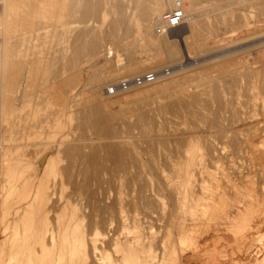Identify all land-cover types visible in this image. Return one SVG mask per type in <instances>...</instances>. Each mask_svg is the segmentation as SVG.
<instances>
[{
	"label": "rangeland",
	"instance_id": "obj_1",
	"mask_svg": "<svg viewBox=\"0 0 264 264\" xmlns=\"http://www.w3.org/2000/svg\"><path fill=\"white\" fill-rule=\"evenodd\" d=\"M157 1L0 0V264L37 229L41 177L51 264H71V216L101 233L78 264H264V0H187L168 34Z\"/></svg>",
	"mask_w": 264,
	"mask_h": 264
},
{
	"label": "bare ground",
	"instance_id": "obj_2",
	"mask_svg": "<svg viewBox=\"0 0 264 264\" xmlns=\"http://www.w3.org/2000/svg\"><path fill=\"white\" fill-rule=\"evenodd\" d=\"M187 1V0H186ZM158 2V1H157ZM161 2L162 1H159L157 4V6H156V14L157 15H159L160 16V14H159V11L158 10H161L160 9V6L162 7V5H161ZM163 4V3H162ZM195 19V18H194ZM157 20H158V18H157ZM193 20V18L188 22V24L191 22ZM203 21V20H202ZM201 20H200V22H202ZM194 22V21H193ZM195 22H198L199 23V21H195ZM194 22V23H195ZM196 24V23H195ZM194 25V24H193ZM157 26V25H156ZM184 27H185V25H183ZM188 26V25H187ZM195 26H197V25H195ZM208 26V25H207ZM183 27V28H184ZM198 27V26H197ZM182 28V27H181ZM201 28V27H200ZM191 30H193V33H194V31H196V28H195V30L194 29H191ZM197 30H199V29H197ZM201 30V29H200ZM190 31V30H189ZM202 31V30H201ZM162 32H165V33H167L168 34V32H166V30H162ZM174 33V32H173ZM197 33V32H196ZM195 34V33H194ZM191 35V34H190ZM186 36V35H185ZM184 39H186V38H184ZM185 41V40H184ZM188 42V41H187ZM199 43V42H198ZM190 44V43H189ZM194 44V43H193ZM191 45H192V43H191ZM196 45V44H195ZM198 45V44H197ZM175 53L177 54L179 51L175 48ZM207 53V52H206ZM38 61V60H37ZM45 60H43V62H44ZM134 61V60H133ZM40 62V61H39ZM36 63V62H35ZM41 65H42V63H41ZM27 66V65H26ZM30 66V65H29ZM38 68H39V66H38ZM44 68V67H43ZM72 68V67H71ZM34 70V69H33ZM158 70V69H157ZM97 71V70H96ZM35 72V71H34ZM31 73H33V72H31ZM29 76V75H28ZM26 77H27V74H26V72L24 71L23 72V70H22V72H20V70H18L16 67L13 69V70H10L9 71V74H8V76H7V83H8V85H10V87L11 88H18L17 90H21L22 89V87L24 86V83H25V81H26ZM32 77V76H31ZM104 77V76H103ZM33 80V79H32ZM15 91V90H14ZM16 92V91H15ZM91 98V97H90ZM87 102V101H86ZM98 102V101H97ZM50 115V114H49ZM46 123V122H45ZM45 123H43V126H44V124ZM50 123V122H49ZM46 126V125H45ZM32 127H36V126H32ZM41 127V126H40ZM37 128V127H36ZM34 130V129H33ZM30 132H32V131H30ZM29 133V132H28ZM37 133H39V132H37ZM37 133H35L34 132V134L35 135H38ZM31 135V134H30ZM4 137V136H3ZM3 139V138H2ZM1 141V140H0ZM74 141H75V139H74ZM195 145V144H194ZM197 146H199V145H197ZM78 147V146H77ZM194 147V146H193ZM49 149L50 148H45V149H41L42 151H38L37 152V155H36V157H37V161H38V163H39V168L41 169V170H44V169H46V167L51 163L52 164V157H53V154L51 153V151H49ZM192 149V148H191ZM200 150V149H199ZM191 151V150H190ZM197 151V150H196ZM201 151V150H200ZM185 152H186V150H185ZM198 152V151H197ZM213 153V152H212ZM192 154V153H191ZM209 154V153H208ZM193 155V154H192ZM211 156H213V155H211ZM195 157V156H194ZM197 157V156H196ZM196 157H195V160H196ZM200 157V156H199ZM203 157V156H202ZM202 157H201V159H202ZM190 158V157H189ZM198 158V157H197ZM180 159V158H179ZM185 159V158H184ZM175 160V159H174ZM190 160V159H189ZM193 160V159H192ZM194 160V161H195ZM197 160H199V159H197ZM204 160V159H203ZM181 161V160H180ZM200 161V160H199ZM214 161V160H213ZM178 162V161H177ZM203 162V161H202ZM10 163V161L8 160V164ZM187 163V162H186ZM194 163V162H193ZM195 163H198V162H196L195 161ZM194 163V164H195ZM201 163V162H200ZM177 164V163H176ZM209 164V163H208ZM6 165V164H5ZM178 165V164H177ZM187 165H189L188 163H187ZM199 165V164H198ZM202 165V164H201ZM8 166V165H7ZM202 167V166H201ZM9 168V167H8ZM5 169H6V166H5ZM181 169V168H180ZM14 171H15V169H14ZM187 172V171H186ZM173 173V172H172ZM40 174V173H39ZM194 175V174H193ZM14 176V175H13ZM181 176V175H180ZM187 176V175H186ZM191 176H192V174H191ZM193 177V176H192ZM16 178V177H15ZM40 178V177H39ZM187 178V177H186ZM185 178V179H186ZM40 181L38 182V184L36 185V189L34 190V198H35V200L36 201H38L39 200V204H37V205H39V206H37V211H38V218H39V220H37V221H39L38 222V224L36 225L37 226V229H36V227H35V231H34V225H33V223H31V225H30V227L29 228H27V229H25L23 232L22 231H19V230H17V237H16V240H15V244H14V246L12 247V250H11V259L14 261L13 263H9V264H51V262H52V260H53V258L51 259V258H49L50 256H48L49 255V253H48V255L47 256H45L44 258H42L43 257V255H42V257H40L39 256V252H41L42 254L44 253L45 254V251H46V249H48L47 247H48V244H52V242L54 241V235L52 234L51 236H49L51 233H49V235L47 236V229H49V228H47L46 226H47V224H46V220H45V218L46 217H49V216H46V214H47V211H48V208H47V206H46V199L48 198L49 199V201H50V195H51V187H50V182H49V184L48 183H46L45 182V180L43 179V177H41V179H39ZM199 180V179H198ZM200 182V181H199ZM149 183V182H148ZM150 184V183H149ZM200 184V183H199ZM2 185V184H1ZM20 185V184H19ZM14 186V185H13ZM16 186H18V185H16ZM195 186V185H194ZM161 188V187H160ZM195 188V187H194ZM32 190V189H31ZM201 191V190H200ZM33 192V191H32ZM30 193V192H29ZM29 193H28V195H29ZM201 194V193H200ZM118 197V196H117ZM119 198V197H118ZM46 200V201H45ZM35 201V202H36ZM33 202H34V200H33ZM46 203V204H45ZM200 204V203H199ZM31 205H34V204H31ZM21 208L22 209H27L28 208V205L27 204H25V206L24 205H21V207L20 208H18L17 210H16V215L17 216H21ZM118 213H120V212H118ZM122 213V212H121ZM74 214V213H73ZM77 215V214H76ZM75 215V216H76ZM93 215V214H92ZM82 215H80L79 217H81ZM120 216V215H119ZM72 217L73 216H71L70 217V219L71 220H69V222L67 223V225H66V229H65V237L64 238H67V240L65 239V241L67 242V241H69V239L68 238H70L71 240H70V245H71V248H70V250L72 251V256H69L70 257V259H71V264H78V263H75L77 260H78V262L80 261L79 259L80 258H83V256H84V259H85V257H86V254H84V253H86V252H83L84 251V246H85V243H86V238H85V236L86 235H81V233L80 232H78V231H76V226H77V228H78V224L80 223H78V221H77V223H75V224H73L72 223ZM122 217V216H121ZM74 218V217H73ZM121 219V218H120ZM75 220V219H74ZM77 220V219H76ZM81 220V219H80ZM118 220V219H117ZM48 221V220H47ZM83 221V220H82ZM121 221V220H120ZM198 221V220H197ZM76 222V221H75ZM136 222V221H135ZM84 223H82V225H83ZM94 224V223H93ZM82 225H81V227H82ZM97 227V226H96ZM69 228H72V230H73V233L71 234L72 236L71 237H69L70 235H68V230H69ZM80 228V227H79ZM71 230V231H72ZM85 232H87L86 230H84ZM96 231V233H92V234H94V236H90L89 237V240H87V242H88V244H90L91 243V247H89V245H88V247L89 248H87V245H86V247L85 248H87V250L89 249L90 250V248L92 249V251H93V253L94 252H96L97 250H99L98 248H100V246H98V244H97V240H98V238H97V236L96 235H100V234H97V230H95ZM91 232V231H90ZM89 232V233H90ZM87 234V233H86ZM91 234V235H92ZM90 235V234H89ZM88 235V236H89ZM87 236V237H88ZM51 241V243H49L48 241ZM65 241L63 240V242H64V244H65ZM90 241V242H89ZM100 241V240H99ZM99 243V242H98ZM100 244V243H99ZM55 245V244H54ZM53 245V246H54ZM67 245V244H66ZM49 247H51V246H49ZM55 247V246H54ZM62 248V247H61ZM52 249V248H51ZM64 249V248H63ZM63 249H61V250H63ZM102 249V248H101ZM131 250V249H130ZM85 251H86V249H85ZM150 251V250H149ZM252 251V250H251ZM61 252V251H60ZM62 252H65V251H62ZM99 252H100V250H99ZM99 252H97V253H99ZM46 253H47V251H46ZM88 253H89V251H88ZM92 253V252H91ZM92 253V254H93ZM56 254V253H55ZM55 254H53V255H55ZM80 254H81V256H80ZM154 254V253H153ZM46 255V254H45ZM58 255V254H57ZM91 255V254H90ZM90 255H88V256H90ZM98 255V254H97ZM52 256V255H51ZM59 256H60V254H59ZM59 256H56V258H58ZM61 256L62 257H64V254H62L61 253ZM92 256V255H91ZM90 256V257H91ZM132 256V255H131ZM48 257V259H46ZM53 257V256H52ZM88 258V257H87ZM134 258V257H133ZM154 258H156V255L155 256H152V253L151 252H149L148 254H147V256L146 257H144V260H145V264H151L152 263V261H154L153 259ZM62 258L61 257H59V260H57V264H58V262L61 260ZM84 259H82V260H84ZM157 259V258H156ZM82 260H81V263H82ZM55 261V260H54ZM64 262L66 261V260H63ZM70 261V260H69ZM86 261V260H85ZM158 260H156L155 262H157ZM88 262V261H87ZM133 264H142V262H141V257L140 258H134V260H132L131 261ZM53 263V262H52ZM61 263V262H60ZM59 263V264H60ZM80 263V264H81ZM83 263H84V261H83ZM154 263V262H153ZM152 263V264H153ZM86 264V263H85ZM90 264H91V262H90Z\"/></svg>",
	"mask_w": 264,
	"mask_h": 264
},
{
	"label": "built area",
	"instance_id": "obj_3",
	"mask_svg": "<svg viewBox=\"0 0 264 264\" xmlns=\"http://www.w3.org/2000/svg\"><path fill=\"white\" fill-rule=\"evenodd\" d=\"M168 8L160 14L158 17V24L163 30H170L173 28H179L183 25L188 24V22L193 18L194 13L186 0H168ZM169 68L165 69L166 73H169ZM158 72H146L141 75L132 76L130 78H125L121 80L114 87L110 88L112 92L115 89H125L132 84H142L147 81H152L156 79Z\"/></svg>",
	"mask_w": 264,
	"mask_h": 264
}]
</instances>
